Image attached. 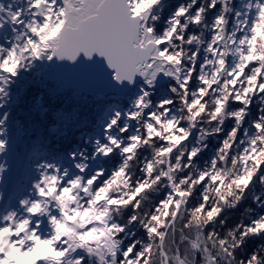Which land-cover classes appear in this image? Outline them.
<instances>
[{
  "label": "snow or ice",
  "instance_id": "6c2138e0",
  "mask_svg": "<svg viewBox=\"0 0 264 264\" xmlns=\"http://www.w3.org/2000/svg\"><path fill=\"white\" fill-rule=\"evenodd\" d=\"M0 264H264V0H0Z\"/></svg>",
  "mask_w": 264,
  "mask_h": 264
}]
</instances>
